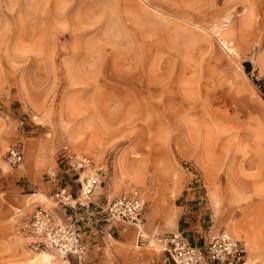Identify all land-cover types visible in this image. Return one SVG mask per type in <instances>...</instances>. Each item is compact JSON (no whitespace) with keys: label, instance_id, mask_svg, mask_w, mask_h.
<instances>
[{"label":"rangeland","instance_id":"374dc122","mask_svg":"<svg viewBox=\"0 0 264 264\" xmlns=\"http://www.w3.org/2000/svg\"><path fill=\"white\" fill-rule=\"evenodd\" d=\"M13 146L43 181L70 151L91 157L106 199L141 192L143 246L172 236L146 215L183 189L264 263V0H0V171L26 179ZM34 199L0 264H69L31 249Z\"/></svg>","mask_w":264,"mask_h":264},{"label":"built area","instance_id":"2783aa9c","mask_svg":"<svg viewBox=\"0 0 264 264\" xmlns=\"http://www.w3.org/2000/svg\"><path fill=\"white\" fill-rule=\"evenodd\" d=\"M11 167H18L25 161L24 150L13 146L8 151ZM64 177L55 173L51 180L56 187L52 202L56 206L71 210L69 223H63L50 210L38 206L27 224L34 251L53 250L72 264H85L89 251L91 226L82 224L105 222L110 227L128 224L138 230V245L147 242L145 234V211L147 200L139 191L119 195L107 203H94L91 199L102 185L104 175L94 171V162L88 155L64 151L60 158ZM90 172L88 175H85ZM85 175L82 179V176ZM2 171H0V182ZM72 180L79 181L80 191L72 189ZM16 221H19L16 218ZM173 264H246L245 245L225 230L218 232L206 244L192 243L184 233L173 235L166 247ZM258 264H264L259 262Z\"/></svg>","mask_w":264,"mask_h":264},{"label":"crops","instance_id":"0c3cea01","mask_svg":"<svg viewBox=\"0 0 264 264\" xmlns=\"http://www.w3.org/2000/svg\"><path fill=\"white\" fill-rule=\"evenodd\" d=\"M25 160L24 168L20 174L26 179L21 180L20 177L11 179L12 176L4 177L2 173L0 241L14 235H22V225H18L15 221L16 218L20 220V217L26 212V207L31 205L33 197H36L35 202H39L37 206L52 211L63 223H69L72 217L71 210L56 206L52 202V195L55 193L56 187L52 180L43 181L41 179L46 167L38 163L33 164L30 149L26 152ZM56 170L60 177H64L60 173V167ZM85 175L82 176V179ZM80 187L79 181L72 180V189L76 193L80 191ZM106 198L109 196L107 197V192L103 191L102 185L91 197L94 203H107L112 200ZM200 199V196L195 198L194 194L185 193L182 189L177 198L166 197L153 204L151 211L146 215V224L155 226L160 233L169 232L172 234L168 238L158 239L160 241L154 247L138 245L139 236L135 227H125L124 224L110 227L105 222L83 223L84 229L89 225L92 230L89 251L86 255L87 264H173L166 252V247L173 235L182 232L192 243L206 244L221 231L206 225V216L202 208L203 202ZM30 239H32L31 236Z\"/></svg>","mask_w":264,"mask_h":264},{"label":"bare ground","instance_id":"6f19581e","mask_svg":"<svg viewBox=\"0 0 264 264\" xmlns=\"http://www.w3.org/2000/svg\"><path fill=\"white\" fill-rule=\"evenodd\" d=\"M239 190V189H238ZM241 192V190H239V193ZM243 192V191H242ZM210 197H211V200H212V202L215 204V203H217V199H216V197L214 196V194L212 193L211 195H210Z\"/></svg>","mask_w":264,"mask_h":264},{"label":"trees","instance_id":"16d2710c","mask_svg":"<svg viewBox=\"0 0 264 264\" xmlns=\"http://www.w3.org/2000/svg\"><path fill=\"white\" fill-rule=\"evenodd\" d=\"M247 72H251V63L247 62L245 63Z\"/></svg>","mask_w":264,"mask_h":264}]
</instances>
